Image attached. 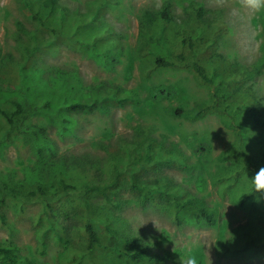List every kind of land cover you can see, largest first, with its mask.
Here are the masks:
<instances>
[{
    "label": "rangeland",
    "instance_id": "1",
    "mask_svg": "<svg viewBox=\"0 0 264 264\" xmlns=\"http://www.w3.org/2000/svg\"><path fill=\"white\" fill-rule=\"evenodd\" d=\"M60 4L68 10L63 24L68 38L40 29L23 0H0V109L10 112L13 103L26 100L29 110L14 127L0 115L4 199L0 216L9 225L0 222V247L15 246L35 264H59L64 248L58 240L48 239L43 254L38 230L42 205L13 206L8 192L18 191L21 201L37 183L51 185L72 168L87 183H109L114 169L127 159V150H134V144L143 149L153 139L163 152L158 154L160 164L149 167L144 179L203 200L214 212L216 226H198L185 213L178 223L171 207L145 203L125 188L124 207L115 215L125 221L126 232L145 240L150 253H171L174 259L168 264H264V249L246 255L221 249L223 241L240 248L249 234H258L259 245L264 244V229L255 223L252 211L239 204L241 195L251 192L256 172L246 167L240 154L235 119L219 111L188 118L187 113L211 101L215 90L188 71L154 67L153 55L162 47L151 42L154 34L161 36L159 14L166 4L172 7L170 41L179 39L184 29L194 36L203 28L206 67L217 89L235 87L246 95L231 103L244 111L252 126L264 116V9L254 10L245 0H60ZM147 12L156 16L152 23ZM56 28L60 29L58 23ZM36 34L40 51L26 63ZM243 73L250 76L243 78ZM161 85L174 87L179 97L154 100L151 88ZM118 90L121 97L134 100L123 105L108 101L105 94ZM71 103L94 108L73 111L66 107ZM249 131L255 136L244 150L260 158L264 125L258 133ZM257 206L264 213V196L258 197ZM58 216L64 222L75 214ZM117 244L112 240L110 248Z\"/></svg>",
    "mask_w": 264,
    "mask_h": 264
},
{
    "label": "trees",
    "instance_id": "2",
    "mask_svg": "<svg viewBox=\"0 0 264 264\" xmlns=\"http://www.w3.org/2000/svg\"><path fill=\"white\" fill-rule=\"evenodd\" d=\"M23 3L26 11L30 14V18L40 26V29L47 30L52 35H58V38H68L64 32L67 27L63 26L68 16V10L61 6L60 0H23ZM171 8L170 4L164 5L159 14V19L164 25L161 29V36L157 37V34H154V37L151 38L152 43L162 47L160 50L157 49L153 55L154 67L188 71L201 84L215 90L211 96V101L202 103L193 112L187 113L188 118L199 119L209 112L215 111L222 112V114L227 113L228 116L234 118L236 121L234 128L239 129L238 133L242 140L243 150L240 151V154L246 160V167L257 172L261 167H264V149L260 158H255L251 153L244 150V146L250 137L255 136L249 130L255 129L257 131L259 126L264 125L262 121L264 116L260 120H255L250 126L248 120L244 118V111L239 107L234 108L231 103L233 98L235 100L244 99L246 95L239 94L235 87L230 90L217 89L216 80L206 67L207 59L204 54L206 40L203 28H200L194 36L184 29L179 39L170 41L167 38L168 25L172 22ZM196 10L199 14H203L201 8ZM57 15L60 16L58 22L55 20ZM146 17L151 23L152 20L156 19V16L149 12L146 13ZM57 23L60 25L58 30L56 28ZM36 35L33 37L34 47L27 52L26 63L40 51V35ZM57 40L54 37L52 42L55 43ZM163 46L166 49H163ZM242 76L247 78L250 74L248 76V73H243ZM229 79L232 78L229 76ZM120 94L118 90L112 93L107 92L105 95L108 101L119 102L121 105L134 100L132 96L121 97ZM151 96L154 100H173L179 97V92L172 86L161 85L151 88ZM137 102L139 101L137 100ZM27 103L26 100L23 103L15 102L12 111L0 109V115L5 118L10 127L20 125L21 119H26L29 114L28 107H26ZM227 103L229 104L227 109L224 107L220 109L221 104ZM50 107L51 103L47 102L45 108L49 109ZM66 107L73 111H91L94 105L71 103ZM23 130L26 131L25 128ZM37 139L39 140V138ZM156 143L155 140L148 139L143 149L138 148L139 145L137 144L133 145L136 146L134 150H131L132 147H130L127 150V159L123 158L122 163L114 169L113 179L109 183H87V181L81 180L77 169L72 168L68 175L61 172L57 180L51 185L37 183L24 192L25 195L21 201L17 200L20 197L18 191H9L8 194L13 196V206L19 204L24 207L33 204L42 205L44 212L38 220V230L40 231L39 238H42L43 254L48 246L47 240L56 239L64 248V252L59 258V264H168L172 261L174 256L171 253L165 255L150 253L147 242L141 237L139 241L130 236L126 232L125 221L115 215L124 207L125 188H129L128 191L134 194L136 193V196L145 203L153 202L156 205L171 207L175 211L174 216L178 223H181V215L185 213L198 226H216L215 214L203 200L195 196L185 195L183 191H173L166 187L154 185L144 179L145 171L149 167H157L160 164L158 154L163 150L161 149L160 152V149H156ZM38 150L41 152V148ZM226 159L227 157L223 158L224 161ZM226 172L223 170L221 174L224 175ZM224 176L228 177V175ZM253 190L254 185L252 184L251 192L242 194L239 204L249 208L255 223L264 229V213L257 206L258 197L253 193ZM0 201L4 204L3 198ZM55 206L60 208L58 212L54 210ZM60 212L73 213L75 217L60 222L58 219ZM53 215L55 218L52 217ZM0 222L9 226L7 218L4 216H0ZM77 225H79V229H77ZM112 240L118 242L114 248H110ZM122 240L124 243L120 244ZM259 240L258 234H249L240 248L235 250L223 241L221 249L231 255L251 254L264 249V244L259 245ZM0 264L35 263L22 257L20 250L12 246L0 247Z\"/></svg>",
    "mask_w": 264,
    "mask_h": 264
},
{
    "label": "clouds",
    "instance_id": "3",
    "mask_svg": "<svg viewBox=\"0 0 264 264\" xmlns=\"http://www.w3.org/2000/svg\"><path fill=\"white\" fill-rule=\"evenodd\" d=\"M248 7L254 10L264 9V0H245ZM252 183L254 185L253 193L257 197L264 196V167H261L253 176ZM252 193V194H253Z\"/></svg>",
    "mask_w": 264,
    "mask_h": 264
}]
</instances>
